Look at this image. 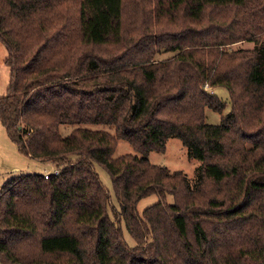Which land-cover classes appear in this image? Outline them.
<instances>
[{
    "label": "trees",
    "instance_id": "trees-1",
    "mask_svg": "<svg viewBox=\"0 0 264 264\" xmlns=\"http://www.w3.org/2000/svg\"><path fill=\"white\" fill-rule=\"evenodd\" d=\"M0 41V119L59 170L1 186L2 264H264V0H0ZM173 136L194 182L149 159ZM119 139L135 153L114 157Z\"/></svg>",
    "mask_w": 264,
    "mask_h": 264
},
{
    "label": "rangeland",
    "instance_id": "rangeland-1",
    "mask_svg": "<svg viewBox=\"0 0 264 264\" xmlns=\"http://www.w3.org/2000/svg\"><path fill=\"white\" fill-rule=\"evenodd\" d=\"M254 44L255 42L253 41H244L234 44L232 48H252L254 47ZM173 54L174 53L172 52H162V54H160L158 57L166 58L172 56ZM6 57V47L0 41V96H3L7 93L10 80V68L5 62ZM211 90H214V93L227 102V106L223 111V114L227 113L231 109L230 95L228 90L223 87H216ZM223 114L207 109L206 119L209 123H219ZM88 126L91 128H104L114 133V129L109 126L101 124H91ZM72 128L73 125L70 124L62 125L61 131L66 135L72 130ZM129 152L135 153L133 148L126 141L119 139L113 156L116 157ZM149 159L152 163L166 166L171 171L182 170L186 172L191 182L196 180L199 167L201 165V160L194 156H190L188 147L183 144L181 138L176 136L169 137L167 140V148L164 152H150ZM56 168L57 167L53 163L46 164L21 153L18 150L17 144L8 136L6 128L0 119V189L8 179L17 175L32 172L44 174L45 172H54ZM96 170L99 173L102 182L111 192V205L116 211H119L120 205L115 197L109 172L100 165L96 166ZM157 201L158 196L156 194H151L141 198L138 202L139 212L142 213L147 206ZM110 213L111 216L114 217L113 210H111ZM121 225L129 245L134 246L136 244L135 239L125 228L124 222H122ZM0 264L2 263L0 262Z\"/></svg>",
    "mask_w": 264,
    "mask_h": 264
},
{
    "label": "built area",
    "instance_id": "built-area-1",
    "mask_svg": "<svg viewBox=\"0 0 264 264\" xmlns=\"http://www.w3.org/2000/svg\"><path fill=\"white\" fill-rule=\"evenodd\" d=\"M59 170L56 168L55 170H54V172H58ZM51 172H45L44 174H45V177H47L48 178V176H49V174H50Z\"/></svg>",
    "mask_w": 264,
    "mask_h": 264
},
{
    "label": "crops",
    "instance_id": "crops-1",
    "mask_svg": "<svg viewBox=\"0 0 264 264\" xmlns=\"http://www.w3.org/2000/svg\"><path fill=\"white\" fill-rule=\"evenodd\" d=\"M44 163H46V164H51L50 162H44Z\"/></svg>",
    "mask_w": 264,
    "mask_h": 264
}]
</instances>
